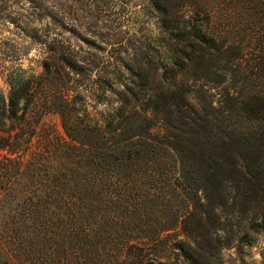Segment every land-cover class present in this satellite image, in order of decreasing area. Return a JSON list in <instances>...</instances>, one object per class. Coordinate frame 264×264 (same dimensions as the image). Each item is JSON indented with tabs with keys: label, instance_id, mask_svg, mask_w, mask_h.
<instances>
[{
	"label": "rangeland",
	"instance_id": "rangeland-1",
	"mask_svg": "<svg viewBox=\"0 0 264 264\" xmlns=\"http://www.w3.org/2000/svg\"><path fill=\"white\" fill-rule=\"evenodd\" d=\"M155 4L154 0H0V160H14L8 171L18 166L26 175L10 181L9 176L2 178L0 190L15 181L9 194L1 191L0 195V264H28L24 250L18 252L16 247L18 240L30 237L22 233L19 219L24 204L33 199L35 203L39 197L33 192L28 195L27 190L60 189L54 200L58 201L71 183L83 184L84 194L96 203L89 183L102 176L94 178L96 167L85 158L77 164L67 161L61 149L70 139L62 113L81 123L88 120L87 112L98 119L121 107L124 91L129 95L128 109L137 110L151 106L157 93L177 91L180 97L170 104L178 115L173 124L146 109L154 120L148 131L153 137L170 136L172 130L182 134L192 127L205 134L201 141L210 147L206 134H212V139L227 137L221 128L231 124L233 130L240 123L232 122L239 120L246 138L262 139L264 146L263 107L238 117L228 111L229 104L233 110L239 109L242 95L259 91L264 96V0H172L170 24ZM196 28L205 33V40L215 42L212 52L218 53L207 55V65L213 63L207 69L194 66L197 75L180 72L175 65L184 36ZM19 77L29 81V88L13 113L9 110L12 82ZM139 86L146 87L137 100L129 89L137 91ZM137 141L135 146L143 148L140 139ZM163 147L146 154L145 160L150 162L146 168L114 171L102 186L108 201L98 203L103 211L97 214L102 221L114 217L115 222L102 227L106 239L102 246L110 253L96 264H131V260L141 264L139 257L145 255L152 264H207L210 260L264 264V231L251 232L250 245L239 242L252 219L259 217L260 221L264 216V193L256 197L247 214L239 210L238 202L227 199L226 207L217 203L214 213L206 215L192 207L181 181H176L184 164L174 151ZM164 172L170 177L167 182L159 176ZM197 186L192 182V187ZM228 186L229 193H236L239 199L237 189L230 182ZM199 197L205 202L202 191ZM50 206L63 220L59 229L54 228L63 237L71 217L64 209ZM180 242L191 244L189 256L177 249ZM90 247H96L94 241ZM127 251H131L130 259L125 257ZM49 254L55 258L50 263L43 260V264L55 260L53 264H86V255L77 248L53 246Z\"/></svg>",
	"mask_w": 264,
	"mask_h": 264
},
{
	"label": "trees",
	"instance_id": "trees-1",
	"mask_svg": "<svg viewBox=\"0 0 264 264\" xmlns=\"http://www.w3.org/2000/svg\"><path fill=\"white\" fill-rule=\"evenodd\" d=\"M154 1L156 8L164 16L167 15V19H170L167 20V23L170 24L172 16L169 15L173 10L172 0ZM200 30L199 28L197 32L196 28L184 36L185 40L181 42L184 43L179 46L178 59L175 65L180 72H193V74L197 75L199 70L207 69V67L213 65L211 62L207 65L206 57L210 54H218L212 52L213 49H216V44L215 42L211 43L212 41L205 40V33H201ZM186 39L188 40L186 41ZM194 66L199 68V70ZM12 84L9 110L15 113L21 101L27 97L28 92L26 90L29 88V81L19 77ZM145 87L139 86L137 87L139 88L137 91L129 89L132 92V97L139 100L140 94ZM102 95L103 98L106 97V94ZM122 95L123 98L121 100L123 105L119 108H114V110L112 109L113 111L109 110L105 112L98 119L91 118L87 112L88 120L86 122L75 123L62 113L64 127L70 139V143L61 149L66 155L67 161L71 164L74 162L77 164L85 158L86 161L91 162L96 167L94 178L97 179L98 176H102V178L98 182L89 183L95 192L96 203L92 201V197L84 194L85 188H83V184L73 186L71 183L68 188L64 189L61 199L58 201L54 200L57 198L56 193L60 189L57 192H51L48 190L49 187H47L48 192L45 191L43 193L27 190L28 195H31V192H33L34 195L39 197V201L35 203L33 199L29 203L24 204L23 209H25V212H23L22 217L19 219L21 228L23 229L22 233L30 234V237L18 240L19 242L16 247L18 252L24 250L23 255L29 258L28 264H43V260L48 263L50 259L55 258L49 254V251L50 253L53 251V246L57 248H71V250L77 248L78 251H81V255H86L84 259L86 264H96L107 259L105 257H108L110 249H105L102 246V243L106 241L102 227L113 224L115 218L109 217V219H106V215L104 214L103 218H105L102 221L97 214V211H103L98 203L103 205L104 202L108 201L106 200L107 195L105 196L102 186L108 183L110 173H114V171L115 173H124L140 170L139 167L146 168L150 163L149 160H145L146 154L148 153L149 155V152L155 154L157 151L163 150V146L174 151L180 162L184 164L181 169L182 172L176 181H181V187L185 195L192 201V207L196 209L200 208L206 215L214 213L213 206L217 205V203L226 207L227 199H231L232 202H238L240 204L237 206L239 210L247 214L251 211L249 207L256 200V197L264 193L263 141L256 137V139L253 138L255 141L248 140L246 134L240 130L242 124L239 120L232 122L240 123L233 130L231 124L223 125L224 127L221 128L224 132L228 133V140L225 135H218L216 139H212V134L211 138L206 134V137L211 141L210 147L205 145V141H201L205 134L202 135L199 130L192 127L186 128L185 131L183 130L182 134H178L172 130L170 136H165L166 139L164 136L161 138L159 135L158 137H153L148 131L154 120L149 119L147 115L149 112L146 109H151L154 115L157 112L162 114L164 120H168L170 124H173L172 119L178 118V115L176 114L177 110H170V104L172 105L173 99L180 97L179 92L171 91L169 94H166L164 91L163 95L157 93L155 98H152L149 102L151 106L143 107L140 110H137L136 107L128 109L130 105L129 95L125 91ZM241 97L238 100L239 109L233 110V106L228 105V111L233 116L238 117L241 114L247 115L248 112H259L258 108L262 107V111H264V96L259 91L250 93L248 96L242 95ZM179 113L182 114V112ZM237 117L234 118L237 119ZM261 119L264 121V118ZM139 121L144 122V124H139ZM74 124L81 130L83 129V132L79 133L81 130L77 131ZM203 126L206 127L208 124H203ZM206 130L203 129L202 131L206 133ZM137 139H140V144L143 145V148L140 149L135 146V144H139ZM110 149L113 150L112 153L110 152L111 154L108 153ZM57 157L63 158L61 154L57 155ZM239 159H243L242 165H240ZM13 161L12 159L0 160V188L3 186V177L9 176L7 181H10L13 177L16 179L18 176L22 178L26 176L23 170L19 171L18 166L17 170L8 171ZM114 164L117 165V169ZM5 168L7 169L5 170ZM184 173H187V175L184 176ZM189 174L190 176H188ZM159 176L162 182H167L170 179L165 172L159 174ZM14 181L8 182L7 186L0 190V195L2 192L9 194L13 189ZM154 182L156 183V180ZM192 182L198 183V186L196 188L192 187ZM228 182L240 193L239 199H237L236 193L234 196L229 193L230 187L228 186ZM74 183L78 182L75 181ZM199 191L204 193L205 202H202L199 197ZM107 194L108 197H112L113 195L109 191H107ZM47 199H49L48 203ZM263 199H261V202ZM51 203L57 207L56 209H64L67 216L69 214L71 217V222H66L69 228L64 229V232L68 233H64L63 237L58 236L56 229L54 230V228H60L63 220L57 217L55 212L49 210V207H52L50 206ZM233 207L235 208L236 205ZM193 214L194 211L187 216V219ZM93 218L94 220L91 221ZM258 218H251L252 225L247 228V232L239 239L241 245H250L249 234L251 232L258 233L264 231V216L260 217V221L257 220ZM108 236L111 240L112 236L110 234ZM57 237H60V239H57ZM92 241L96 245L95 248L90 247ZM178 247L177 249H179L180 253L183 252L185 256H189L188 251L192 249L190 243L180 242ZM47 249H49L48 252H46ZM53 254L55 253L53 252ZM130 254L131 251H127L126 259L131 258H127ZM148 257L150 258L149 254ZM139 258L141 259V264H145L147 261L146 264H152L147 255L140 256ZM130 263L136 264L133 260ZM199 264L205 263L199 262ZM207 264L219 263L210 260Z\"/></svg>",
	"mask_w": 264,
	"mask_h": 264
}]
</instances>
